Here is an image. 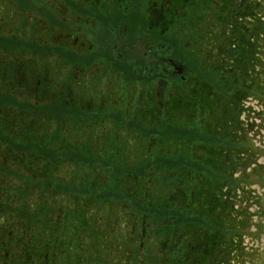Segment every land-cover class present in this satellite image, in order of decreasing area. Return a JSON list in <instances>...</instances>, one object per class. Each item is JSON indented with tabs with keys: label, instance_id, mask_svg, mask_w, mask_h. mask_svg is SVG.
Masks as SVG:
<instances>
[{
	"label": "flooded vegetation",
	"instance_id": "flooded-vegetation-1",
	"mask_svg": "<svg viewBox=\"0 0 264 264\" xmlns=\"http://www.w3.org/2000/svg\"><path fill=\"white\" fill-rule=\"evenodd\" d=\"M256 1L253 0L254 5ZM185 2L187 8L182 0H0V8L4 10L5 4L11 3L13 7L10 10L13 13L11 16L19 19L17 23L10 22L7 32L0 34V47L3 49L1 45L4 44L8 46L6 50L11 52V55H7L3 61L0 58V62L9 63V68L12 70L10 76L1 70L0 76H6V80L11 79L10 84L14 85L13 80L20 75L17 85L28 87L27 92L10 90L12 93L8 96L13 98L12 101L9 98L0 100L2 128L0 135L3 136L0 140L4 144V152L0 154V159L7 160L11 157L17 160L37 161L34 177L25 181L24 188L20 190V193H24L25 200L33 204L36 210L31 214L34 215L32 227L27 228L23 238H18L21 259L19 264L61 263L60 251L57 249L59 241L48 237V243L43 249L34 238L35 235L41 237L42 234L34 232L33 238L31 237V230L41 224L43 213L51 216L49 212L39 210L48 204V200L54 204L57 202V199L42 198L41 193L57 194L62 162H73L76 155H79L78 157L87 162L74 166V169L88 168L91 160H97L90 158L95 155V151L104 149L102 143L93 146L88 134L85 138V134L79 130L84 125L90 126L94 121L76 120V110H82L96 117L101 115L106 117L111 113L119 114L123 109L130 114L129 127L117 119L115 123L110 124L114 126L109 132L110 135L114 134L113 152H100L104 157L109 156V153L114 154L112 158L116 162L122 161L125 156L121 145L124 138L129 139L131 150L135 148V152L141 149L148 139V142H145L148 147L147 156L142 160L130 159L131 172L125 178V182L129 183L128 187L124 188L123 185L121 165L111 177H109L110 171L108 175L106 171H99L91 176L88 170L83 175V179L75 177L71 181L75 183L81 180L76 184L77 187H83L89 192L91 186V189L98 194L106 191L104 186L110 183L108 192L123 197V193L128 189L132 201L137 202L140 174L147 179L164 176L169 179V183L161 178L160 183L165 187L170 184V187H168V196L162 204L167 206L164 210L173 208L172 217L176 219L170 220L172 229L187 228L193 221V215L189 212L192 203L184 201L190 193L186 192L185 185L180 183H183L188 176L186 172L200 161L204 164L205 170L198 175L197 184L204 185V191L210 194L205 197L203 203L207 208L206 212L212 214L213 219L216 220L220 214L227 212L229 216L223 218L225 221L233 217L234 211L238 210L242 214L245 213L243 218L247 219L248 213L244 208L249 201L241 198L243 189L239 186V189L234 186L229 188L226 184L219 187V180L216 177L223 174L239 177L247 172L263 173V163L254 158L250 141H242L241 151H235L230 147L232 137L241 135L242 132L248 133L254 129V125L250 118L242 129L237 131L234 125L235 117L228 115L241 109L249 111L243 99L234 103L231 99H227L229 104L227 107L223 105V98L216 91L213 99L211 101L208 99L209 86L214 70L217 69L209 66L218 63V69L226 71L225 75L218 73L219 79L229 81L235 80V77H243V66L247 63L250 65L247 66L251 72L250 78L262 79L264 71L257 69L251 63V50L253 56L257 55L254 37L260 27L252 24L254 18H251L253 14L250 11L254 7L251 5V0H215L214 9L221 10L220 15L232 28L228 32L213 30L217 26H213L214 11L210 8L212 0H185ZM235 15L238 21L241 16L239 23H244L243 25L238 26V22L233 26L229 25L235 21L232 19ZM5 21L6 19L0 16V30ZM253 28L255 32L252 33ZM215 36L218 37L217 40ZM221 36H225L226 39L219 38ZM228 36L229 40H227ZM250 42L254 43L253 48ZM222 59L223 61L226 59L227 64H221L224 63ZM17 63L21 66L15 67ZM98 65L103 66L98 69ZM227 66L231 67L230 71H233L231 74L228 73ZM169 70L173 71L172 79L169 78ZM33 75H40L35 85L30 80ZM168 81H171L169 88ZM123 82L131 83L135 91L123 90ZM207 83L209 85H206ZM0 91V95L5 93ZM92 93L100 96L97 106L91 101ZM16 96H21L18 102L15 100ZM84 96H87L86 102L83 101ZM26 97L35 100L28 101ZM151 100H155V107L161 112L154 117H151L149 110ZM194 100H197V106L193 105ZM16 108L20 109L19 119H26L23 123L20 120H11L16 117L13 115ZM207 108L212 110L207 111ZM2 113L5 114L6 119ZM217 113H220V117L216 115ZM256 116L259 120L264 119L262 114ZM32 120H34V128ZM64 123L65 125L62 126L61 124ZM121 126L126 127L122 135L119 134ZM169 127L185 133L181 141L170 142ZM261 129L264 130V125H261ZM261 129L259 127L251 134L261 133ZM80 133L83 136L80 138L83 140L76 137H79ZM148 135L151 137L148 138ZM16 136L19 140H16ZM106 138L110 139L111 136ZM164 138L170 144V150L179 149L181 142L183 148L176 151L174 156L162 154L159 146L163 144ZM12 150L18 152L12 154ZM205 158L210 162L202 161ZM211 159L213 163L215 162L214 165L211 164ZM177 161L182 169L176 168L174 163ZM1 165L2 163H0V175L2 173L10 175V169L8 167L1 169ZM139 167H143L144 171H138ZM208 169L213 175L211 179L208 177ZM61 176L63 175L60 174ZM0 181L2 182L1 179ZM3 181L5 185L6 180ZM229 181L232 182L233 178ZM216 189L219 191L216 192ZM232 191L239 192L238 197L236 196L238 200L233 201L227 195ZM142 192L150 193L147 189ZM252 193L257 195L256 192ZM142 199L150 202L146 196ZM254 202L253 206L257 204V213H260L263 209L261 197L257 196ZM109 203H112L111 198ZM119 203L115 201L116 209L114 207L110 210V213L116 211L115 231L118 230L117 211L121 206ZM200 204L197 202V205ZM71 205L75 206L73 203ZM10 206L9 200L2 195L0 220L4 218V221H0V228L7 223L5 215L13 217L12 211L10 213L5 211ZM123 206L124 204L122 208ZM22 207L24 210L21 209V215L24 216L28 211L24 204ZM228 214L224 213V215ZM164 218L167 216L164 215ZM54 219L56 220L47 226V231L55 234L61 224L56 225L58 217ZM128 221L134 222V219ZM63 223L64 229L68 226L66 224L69 220L65 217ZM166 224L163 225L164 228ZM133 228L135 225L131 224L132 230L129 229V232L119 229V232L129 234L132 243L135 233L137 240L139 238V233ZM6 235L11 236L10 232H3L0 229V247ZM201 235L202 233L199 236ZM119 240L122 241V237ZM66 241L71 253L63 252L65 260L78 251L88 250L84 248V244H76V241L72 242L70 238ZM179 245L178 242L173 241L171 246L166 248L173 249L178 246L172 251L180 252ZM198 245L199 242L192 244L193 248ZM140 246L143 248V243ZM108 250L109 253H113L117 249ZM3 252L4 249L0 250V260ZM137 253L134 251L136 256ZM141 253L143 254L142 251ZM78 257L84 263L87 261L84 255ZM205 258L201 256L199 264H203Z\"/></svg>",
	"mask_w": 264,
	"mask_h": 264
},
{
	"label": "rangeland",
	"instance_id": "rangeland-1",
	"mask_svg": "<svg viewBox=\"0 0 264 264\" xmlns=\"http://www.w3.org/2000/svg\"><path fill=\"white\" fill-rule=\"evenodd\" d=\"M182 3L185 5V0H182ZM215 3V0H212L210 3V8L212 11H214L213 18L215 23H213V26H217L213 28V30L221 32H228L229 30H232L231 26L226 24L225 18L220 15L221 10L214 9L213 4ZM251 5L254 7V9L250 11L253 14L251 15V18H254L252 24H256L257 27H260L259 30H257V35L254 37L257 55L253 56V50H251V63L255 65L257 69L260 68L262 71H264V0H257L255 5L253 4V0H251ZM12 8L13 7L11 3H6L4 10L0 8V16H3L6 19L2 30H0V34L7 32L10 22L15 21V23H17L19 20L17 17L11 16L13 15V13L10 12ZM236 17L237 15L232 18L235 21H232V23L229 25L233 26L237 22L238 26L244 24L239 23L241 16L239 17V21ZM251 32H255L254 28L251 30ZM217 38L218 37L215 36V40H217ZM219 38L226 39L225 36H221ZM229 39L230 38L228 36L227 40ZM253 44V42H250L251 47ZM1 46L3 49L0 47V58L3 61L5 57L7 58V55H11V52L6 50L8 46L4 44ZM223 62L224 63L221 64H227L226 59H224ZM14 66L19 67L21 65L17 63ZM102 66L103 65H98L97 67L100 69ZM247 66L250 65L246 63L243 66V77H235V80L233 79L229 81H226L223 78L219 79L220 76L218 73L225 75L226 71L218 69V63L209 66L217 67V69L214 70L213 78L209 86L210 92L208 93V99L210 101L213 99L215 91L219 93L220 96H222L223 105L225 107L229 106L226 101L227 99H231L233 103L236 100L243 99L244 105L248 106L249 111L241 109L239 111L228 113V115L235 117L234 125L237 131L241 130L250 118L252 124L254 125V129L248 131V133L242 132L241 135L238 134L232 137V143L230 144V147H233L235 151H241L243 146L242 141H250V149L254 151L253 153L255 154L254 158L262 162L264 166V130L261 129V125H264V119L259 120V117L256 116L257 114L264 115V77L262 79L260 77V79L250 78L251 72H249L250 70H248ZM231 67L227 66L228 73L230 74L233 72L230 71ZM1 70H4V72L8 73L7 76L12 75V70L9 68V63L7 64L5 62V64H3V62H0V72ZM172 72V70L168 71L170 79L173 77ZM247 73L250 74L248 75ZM19 78L20 75L16 76V78L13 80L14 85H12L10 84L11 79L6 80V76H0V81H2L0 84V90L5 92L0 95V100L9 98L12 101L13 98L8 96L9 93H12L10 90L27 92V86L17 85ZM39 78L40 75H33L30 79L31 83L35 85V82L38 83ZM170 82L171 81H168V88L170 86ZM206 85L209 84L207 83ZM194 86L197 88L196 84H194ZM122 89H129L130 91H133L131 83L123 82ZM79 93L80 92H78V94ZM123 94L128 97L126 93ZM90 97L94 105L97 106L99 104L100 96L92 93L90 94ZM20 98L21 96H16L15 100L18 102ZM26 98L28 101L30 99L35 100L32 97ZM86 99L87 96H84L83 101L86 102ZM129 103L131 104V101ZM193 105H198L197 100H194ZM149 110L151 112V117L157 116L161 113L157 111L155 107V100H151ZM211 110L212 109L207 108V111ZM165 112L167 113L166 104ZM26 114L28 115L30 113ZM2 115L4 119H6L5 114L2 113ZM13 115L16 117L11 118V120H20L22 123L26 121V119H19V108L14 109ZM129 115L130 114L125 109H123V111L119 114L111 113L106 117L103 115L96 117V115L88 114L82 110L75 111L76 120L94 121L92 124H90V126L84 125L82 126L83 128L79 130L85 134V138L88 134L93 146L102 143V145L104 144V149L102 151H95V155L90 158H97V160H91V165L88 168L83 167L79 170L74 169V166L83 165L87 162V160H83L78 157L79 155H76L73 162L64 161L60 164L58 176L59 184L58 189L56 190L57 194L41 193L42 198H50V200L57 199V202L54 204L48 200V204L39 210L40 212L47 211L51 214V216L43 213L42 222L39 226L31 230V237L33 238L34 232L41 233L42 238L38 237L37 235H35L34 238L43 249L48 243V237H51L55 241H59L57 249L60 251V264H199V258L201 256L206 257L203 264H264V171L262 174H255L254 172L251 174L247 172L243 176L239 177H233L229 174H227L228 176L225 174L221 176L219 174L220 176L216 177L219 180V187L226 184V187L232 188L234 186V188L239 189V186L241 189H243L241 192V198L249 201V203L244 208V210H246L248 213L247 219H245L246 217L243 218L245 213L242 214L236 210L234 211L233 217L230 219L223 221L224 217L229 216L227 212H224L228 215H224V213L220 214L219 218L216 220L213 219L212 214L206 212L207 208L203 204L205 202V197L207 195L210 196V194L204 191V185L197 184L199 182L197 181V178L199 177L198 175L201 171L205 170L203 167L204 164L198 161L192 166L191 170L186 172L188 176L186 178L184 177L185 181L180 183L184 184L186 192L190 193V196L186 197L184 201L187 203H192V207H190L189 212L193 215V221L187 228L178 229H172L170 223L171 219H176V217H172L173 208L170 207V210H164V208L167 206L162 204L168 196V187H170V184L168 187H165L160 183V178L169 183V179H166L164 176L160 178L159 176H154L153 178L147 179L142 177L140 174L141 178L138 183L137 194H139V196L137 202L132 201L128 189H126V192L123 193V197L115 193L108 192L110 183H107L104 186L106 191H101L99 192L100 194L95 193V191L91 189V186L89 187V192H86L85 188L83 187H77L76 184H78V182L81 180L71 183L75 177H77V179H83V175L88 172V170L90 171L91 176L95 173L97 174L99 171H106V174L108 175V172L110 171L111 174L109 177H111L121 165L124 188L129 186V183L125 182V178L130 175L131 172L130 159L142 160L145 156H147L148 147L145 145V142H148V139L145 140L142 148L135 152V148L131 150L129 139L124 138L121 141V145L125 153L122 161L116 162L112 158L114 155L112 153H109V156L105 157L100 153L105 151L113 152L112 147L115 143L114 134L110 135L109 132L114 126H110V124L112 122L115 123V120L117 119L121 120L123 124H127L129 127L131 125L128 123L130 121ZM216 115L220 117V113H217ZM172 120L174 123H177L174 119ZM61 125L64 126L65 123ZM32 127L34 128V120H32ZM237 127H239V129H237ZM259 127L261 129V133L257 132L251 134ZM125 129V126H121L119 134L122 135L125 132ZM1 130L2 128L0 127V131ZM168 131V139L171 143L181 141V139L185 136V133L178 129H172L169 127ZM147 132L148 130L145 131V133ZM82 133L79 134V137H76H83ZM107 136H111V138L107 139ZM150 137L151 136L148 135V138ZM0 138H3V136L0 135ZM80 139L83 140L82 138ZM16 140H19L18 136H16ZM238 142H240L239 146ZM159 147L161 148L162 154H169V156L176 155V151L183 148L181 142V144L178 146L179 149L170 150V144L165 140V138L163 144ZM3 149L4 144L0 140V154L4 152ZM15 152L18 151H11L12 154ZM82 153L84 152L82 151ZM106 159L108 160L104 163L103 161ZM202 161L210 162V160L206 158ZM212 161L213 160L211 159V164L214 165L215 162L213 163ZM36 162L37 161H34L33 159L24 161L12 159L11 157H9L7 160L0 159V163H2L1 169L4 167H8L10 169V175L4 173L0 175L2 182H4L3 179L6 180L5 185L0 181V199L3 195L5 199L9 200L11 206L9 209H5V211L7 213H10L11 211L14 213L13 217L5 215V220L7 223H4L0 228L3 232H10L11 234V236L6 235V237H3L4 243L0 247V250L4 249V252L1 253L2 257L0 264H19L21 261L18 238H23V235L27 232V228L32 227L34 215L31 214L33 210H36V208L33 207V204L25 200V197H23L24 193H20V190L24 188L25 181H29L34 177ZM174 164L176 165V168L182 169L179 166L178 161ZM138 171L143 172V167H139ZM153 173L155 174L154 171ZM60 174L63 176L60 177ZM208 174V177L211 179L213 175L210 169H208ZM259 177H261V179ZM231 178H233L232 182L229 181ZM145 189H147L150 193L142 192ZM217 191L219 190L216 189V192ZM238 191H232L227 195L233 201H236L238 200ZM252 192H256L257 195L253 194ZM143 196L148 197L150 202L142 199ZM257 196H260L263 202V209L260 210V213H257L258 205L256 204V206H253V203H255L254 201L257 200ZM27 197L28 200H30L29 196ZM110 198L112 200L111 204L109 203ZM115 201L117 203L121 202L119 203L121 206L119 208L117 207V231L114 230L116 211L114 213H110V210L115 207ZM197 202H200L201 204L197 205ZM43 203H45V201H43ZM71 203H73L75 206L73 207ZM23 204L26 206L25 208L28 211V213H26L24 216L21 215V209L24 210L22 207ZM103 204H105L104 207ZM122 204H124L123 208ZM197 209L201 210V212H199ZM164 215L167 216L168 220L167 218H164ZM57 217L58 219L56 221V225H61H59V229L55 233L58 235H55L54 233H49L47 231V226L52 224L56 220L54 218ZM65 217L69 220V223H67L66 225L68 226L63 229L62 226L64 225L63 220ZM129 219H134V222L128 221ZM0 221L3 222L4 218H2ZM121 221H123V225ZM126 221H128V224L123 227L126 224ZM165 222H169L170 224H166ZM131 224L135 225V228L133 229L139 233L138 240L135 233L133 243L129 239V234L126 233L129 232ZM164 224H166V228L163 227ZM119 229L126 232H119ZM131 230L132 229H130V231ZM191 232L192 234H190ZM201 233L202 235L199 236ZM120 237H122V241L119 240ZM67 238H70L72 242L76 241V244H84V248L88 250L85 252L78 251L77 254H74L69 258L67 257L65 260V257L62 255L63 252L71 253L68 250V244L66 241ZM202 239L206 240L204 241ZM173 241H176L180 244V252L172 251L177 249L178 246L173 249L166 248V246H171ZM194 242H199V245L196 248H193L192 246ZM142 243L144 246L143 248L140 246ZM247 244L248 246H246ZM108 249H117L119 252L116 250L113 253H109ZM134 251L138 252L137 256L134 254ZM79 255H84V258L87 259V261H85V263L82 262L80 257H78Z\"/></svg>",
	"mask_w": 264,
	"mask_h": 264
},
{
	"label": "bare ground",
	"instance_id": "bare-ground-1",
	"mask_svg": "<svg viewBox=\"0 0 264 264\" xmlns=\"http://www.w3.org/2000/svg\"><path fill=\"white\" fill-rule=\"evenodd\" d=\"M238 2V1H237Z\"/></svg>",
	"mask_w": 264,
	"mask_h": 264
}]
</instances>
